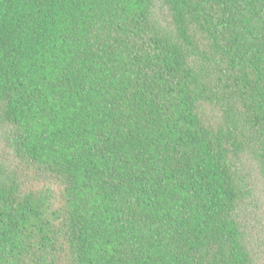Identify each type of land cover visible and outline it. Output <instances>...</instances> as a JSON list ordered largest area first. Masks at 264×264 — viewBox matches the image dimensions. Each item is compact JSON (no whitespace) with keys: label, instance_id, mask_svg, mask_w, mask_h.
<instances>
[{"label":"trees","instance_id":"obj_1","mask_svg":"<svg viewBox=\"0 0 264 264\" xmlns=\"http://www.w3.org/2000/svg\"><path fill=\"white\" fill-rule=\"evenodd\" d=\"M0 264H264V0H0Z\"/></svg>","mask_w":264,"mask_h":264}]
</instances>
